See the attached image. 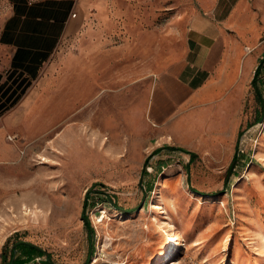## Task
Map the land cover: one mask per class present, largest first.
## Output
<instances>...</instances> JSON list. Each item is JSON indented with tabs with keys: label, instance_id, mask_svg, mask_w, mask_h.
Returning <instances> with one entry per match:
<instances>
[{
	"label": "rangeland",
	"instance_id": "1",
	"mask_svg": "<svg viewBox=\"0 0 264 264\" xmlns=\"http://www.w3.org/2000/svg\"><path fill=\"white\" fill-rule=\"evenodd\" d=\"M79 1L88 32L123 52L109 57L108 85L85 93L83 30L51 73L64 88L38 92V79L0 112V264L4 245L19 241L53 264H151L174 233L158 264H264V62L238 95L237 131L225 145L202 122L165 142L136 71L150 43L158 62L170 42L185 49L199 0ZM6 8L0 0V21ZM72 74L82 76L75 91Z\"/></svg>",
	"mask_w": 264,
	"mask_h": 264
},
{
	"label": "crops",
	"instance_id": "2",
	"mask_svg": "<svg viewBox=\"0 0 264 264\" xmlns=\"http://www.w3.org/2000/svg\"><path fill=\"white\" fill-rule=\"evenodd\" d=\"M198 2L184 28L185 49L170 42L158 62L157 47L150 43L149 60L136 72L148 86L147 117L165 142L181 130L194 133L202 122L225 145L237 131L238 95L245 93L253 69L264 60V0ZM83 8L79 0H7L0 21V70L21 71L32 82L41 79L38 92L64 88V82L51 80V73L59 66L56 61L73 52L70 47H76L84 30L83 91L107 86L109 57L123 48L108 50L102 37H93L80 14ZM78 76L67 75L69 91H75ZM119 78L124 75L118 72Z\"/></svg>",
	"mask_w": 264,
	"mask_h": 264
},
{
	"label": "trees",
	"instance_id": "3",
	"mask_svg": "<svg viewBox=\"0 0 264 264\" xmlns=\"http://www.w3.org/2000/svg\"><path fill=\"white\" fill-rule=\"evenodd\" d=\"M263 62L264 61H261V63ZM260 67L261 65L256 70V76L253 79L254 84L256 83L257 76L259 75ZM32 80V77L25 76L21 71L9 70L6 72L5 77L2 75V73H0V94L2 95L1 98L3 97L2 99L0 98V112L13 107L20 100L25 91L29 88ZM190 156L192 160L196 155L194 153H191ZM97 193L101 196L105 194L101 193V191H97ZM87 207L88 201L86 200L84 208L86 209ZM86 226L92 234L93 229L90 228L89 221L87 219ZM34 255L42 256L44 264H53L51 256L49 254L45 253L39 247L24 241L16 242L12 248H9L8 243H6L1 253V263L29 264L30 259L33 258ZM88 262L89 261L87 259L86 264H88Z\"/></svg>",
	"mask_w": 264,
	"mask_h": 264
},
{
	"label": "bare ground",
	"instance_id": "4",
	"mask_svg": "<svg viewBox=\"0 0 264 264\" xmlns=\"http://www.w3.org/2000/svg\"><path fill=\"white\" fill-rule=\"evenodd\" d=\"M156 196V195H155ZM174 229V228H173ZM175 232V231H174ZM177 239V234L174 233L173 235L168 236L167 241L162 245L159 252L157 253V256H155L154 262H151V264H158V262L162 261L167 255L170 253V244L171 242L175 241Z\"/></svg>",
	"mask_w": 264,
	"mask_h": 264
},
{
	"label": "water",
	"instance_id": "5",
	"mask_svg": "<svg viewBox=\"0 0 264 264\" xmlns=\"http://www.w3.org/2000/svg\"><path fill=\"white\" fill-rule=\"evenodd\" d=\"M233 167H234V163L232 164V166H231V168H230V172H231V170L233 169Z\"/></svg>",
	"mask_w": 264,
	"mask_h": 264
},
{
	"label": "built area",
	"instance_id": "6",
	"mask_svg": "<svg viewBox=\"0 0 264 264\" xmlns=\"http://www.w3.org/2000/svg\"><path fill=\"white\" fill-rule=\"evenodd\" d=\"M72 16H73V17H76V14H75V13H73V14H72Z\"/></svg>",
	"mask_w": 264,
	"mask_h": 264
}]
</instances>
